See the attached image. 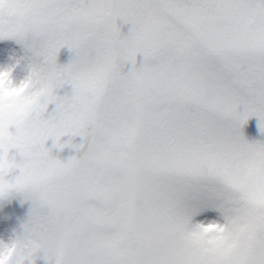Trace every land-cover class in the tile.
Instances as JSON below:
<instances>
[{
	"label": "snow or ice",
	"instance_id": "obj_1",
	"mask_svg": "<svg viewBox=\"0 0 264 264\" xmlns=\"http://www.w3.org/2000/svg\"><path fill=\"white\" fill-rule=\"evenodd\" d=\"M0 39L34 58L19 84L0 71V200L31 201L24 264H264V142L242 132L256 116L264 134V0H0ZM64 135L82 156H52Z\"/></svg>",
	"mask_w": 264,
	"mask_h": 264
},
{
	"label": "rangeland",
	"instance_id": "obj_2",
	"mask_svg": "<svg viewBox=\"0 0 264 264\" xmlns=\"http://www.w3.org/2000/svg\"><path fill=\"white\" fill-rule=\"evenodd\" d=\"M117 27L120 29L122 37L129 35L132 25L126 24L122 20H117ZM74 53L67 47L60 49L57 55V64L66 66L71 63ZM143 55L136 57V66L139 67L143 62ZM34 63L32 53L25 48L21 43L14 39H0V71H8L12 69V79L14 83L19 84L24 81L30 71V66ZM131 64L127 65L125 70L131 69ZM71 92L70 86L59 90V95H65ZM55 109V105L49 106V112ZM242 113L243 107L239 109ZM259 118L250 116L242 127V132L249 142H264V134L260 132ZM10 132L15 134L16 129L12 127ZM60 145H68L65 147H57L56 141L49 139L46 142V147L51 150L53 157L62 161H67L72 157L79 158L87 150L88 141L80 135L71 136L64 135L60 138ZM83 145V148L77 146ZM10 157H15V162L21 164L24 157L18 150L12 149ZM20 174L19 169H16L8 176V180L12 181ZM32 209L31 201L25 199L24 195L13 193L6 199L0 200V244L8 245L13 239L15 233L23 230V225L27 222ZM36 264H48L43 253H39L36 258Z\"/></svg>",
	"mask_w": 264,
	"mask_h": 264
},
{
	"label": "clouds",
	"instance_id": "obj_3",
	"mask_svg": "<svg viewBox=\"0 0 264 264\" xmlns=\"http://www.w3.org/2000/svg\"><path fill=\"white\" fill-rule=\"evenodd\" d=\"M11 150L6 154V158L4 161V169H3V178L7 182L9 174L15 171V166L10 167L9 165L17 164L15 162V157H10ZM15 179V178H14ZM26 244V234L24 230L15 233L13 239L9 242L8 246L16 249V254L13 256V264H24L27 259V253L23 251V248ZM0 251H7L6 248H0Z\"/></svg>",
	"mask_w": 264,
	"mask_h": 264
}]
</instances>
